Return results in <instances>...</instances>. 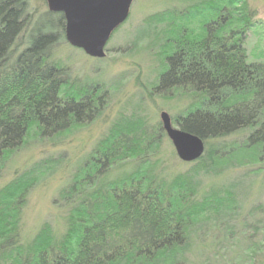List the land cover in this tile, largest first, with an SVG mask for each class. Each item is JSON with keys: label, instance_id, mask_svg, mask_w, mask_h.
I'll return each instance as SVG.
<instances>
[{"label": "trees", "instance_id": "16d2710c", "mask_svg": "<svg viewBox=\"0 0 264 264\" xmlns=\"http://www.w3.org/2000/svg\"><path fill=\"white\" fill-rule=\"evenodd\" d=\"M29 2L0 0V164L34 130L36 137L52 136L94 121L106 100L99 85L70 83L67 70L51 56L64 39L61 15L35 16ZM225 2L226 10L216 0H198L184 12L167 10L145 19L148 27L172 28L190 12L214 16L198 40L169 29L156 34L164 50L154 92L188 93V106L171 121L203 141L202 157L187 171L167 175L159 160L149 161L158 159L162 137L167 138L161 124L149 127L133 113L121 117L60 190L63 231L54 234L44 223L29 239L22 234L23 213L36 169L15 173L0 188V264H195L199 232L208 233L223 215L239 217L230 189L200 190L201 176L218 173L217 161L247 148L264 158V63L249 62L243 47L253 12L243 0ZM38 16L48 26L37 27ZM22 34L26 41L19 43ZM236 135L244 139L227 140ZM125 162L132 166L125 168ZM258 212L262 217L245 228H252L253 239L264 238V206L253 208L248 218ZM257 256L258 251L248 254V264Z\"/></svg>", "mask_w": 264, "mask_h": 264}, {"label": "rangeland", "instance_id": "374dc122", "mask_svg": "<svg viewBox=\"0 0 264 264\" xmlns=\"http://www.w3.org/2000/svg\"><path fill=\"white\" fill-rule=\"evenodd\" d=\"M196 1L131 0L128 18L111 35L103 59L88 57L82 50L69 46L65 38H60L53 46L52 60L67 70L70 83L77 88H95L99 85L107 94L101 114L94 121L73 126L52 136L36 137L34 130L22 148L3 158L0 164V188L15 173L36 169V180L27 196L23 213L22 234L25 238L32 237L44 223L50 224L54 234L63 231L66 208L60 199V190L67 185L117 119L119 121L121 117L133 113L142 117L150 127L160 123L162 112L172 119L188 106L190 98L185 91H171L168 94L154 92L162 71L160 52L164 50L156 34L169 29L187 33L198 40L204 32V25L212 21L214 16L190 12L185 19L183 15L179 16L172 28L167 25L148 27L145 19L167 10L184 12ZM216 1L223 4L226 10L225 0ZM243 1L253 12L252 26L245 33L243 47L249 62L264 63V0ZM29 6L35 16L47 12L44 0H30ZM35 22L37 27L48 26L45 16H38ZM60 33L64 37L63 31ZM21 36L19 43L26 41V35ZM243 139L244 136L236 135L227 140ZM173 151L169 140L162 137L158 159L149 158L150 164L159 160V164L162 163L160 169L167 175L187 171L191 165L182 163L175 156L171 157ZM256 154L253 148L236 152L216 162L217 174L201 176V193L213 189H230L240 209L236 220L223 215L208 227V233L204 230L199 232L192 249L196 256L195 264H248V254L255 251H258V256L249 264H260V261L264 264V249L259 251L258 248L264 238L258 236L253 239L250 237L252 228L245 229L246 226L253 227L255 221L262 217V213L258 212L255 219L251 220L248 218L250 211L264 206V158ZM124 165L130 168L132 162H125ZM228 230L233 233L232 236ZM210 232L212 234L209 235ZM244 232L248 233L247 237L243 235ZM253 242L257 244L253 245Z\"/></svg>", "mask_w": 264, "mask_h": 264}, {"label": "water", "instance_id": "95a60500", "mask_svg": "<svg viewBox=\"0 0 264 264\" xmlns=\"http://www.w3.org/2000/svg\"><path fill=\"white\" fill-rule=\"evenodd\" d=\"M48 11L62 13L65 41L94 59L105 57V47L113 32L128 18L131 0H45ZM162 130L182 163H194L204 153L203 141L172 125L165 112L159 116Z\"/></svg>", "mask_w": 264, "mask_h": 264}, {"label": "flooded vegetation", "instance_id": "af4514ba", "mask_svg": "<svg viewBox=\"0 0 264 264\" xmlns=\"http://www.w3.org/2000/svg\"><path fill=\"white\" fill-rule=\"evenodd\" d=\"M46 2V1H45ZM46 5H47V3H46ZM47 11H48V7H47ZM52 14H60L61 15V17H62V19H63V24H64V29H63V33H65V20H64V16H63V14L62 13H59V12H57V13H53V12H51ZM65 38V37H64Z\"/></svg>", "mask_w": 264, "mask_h": 264}]
</instances>
